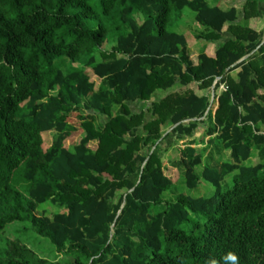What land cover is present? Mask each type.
Here are the masks:
<instances>
[{"label":"trees","instance_id":"16d2710c","mask_svg":"<svg viewBox=\"0 0 264 264\" xmlns=\"http://www.w3.org/2000/svg\"><path fill=\"white\" fill-rule=\"evenodd\" d=\"M209 1L0 0V264H45L11 226L70 264H264V0ZM184 9L196 59L168 30ZM198 133L230 163L197 173ZM181 175L215 194L164 202Z\"/></svg>","mask_w":264,"mask_h":264},{"label":"rangeland","instance_id":"374dc122","mask_svg":"<svg viewBox=\"0 0 264 264\" xmlns=\"http://www.w3.org/2000/svg\"><path fill=\"white\" fill-rule=\"evenodd\" d=\"M210 5L215 4L213 1H209ZM222 7H236L237 9H241L242 2L239 0H224L223 3H221ZM134 18L138 23H142L143 16L141 14L134 13ZM255 27L258 30L264 31V18L259 19L255 23ZM168 30L169 32H173L176 34L183 35L186 38L187 45L189 52L192 55L193 59H196L195 57L202 51L203 47L206 45V42L204 41H197L195 40V37H202L204 35V29L203 27L199 26L195 20H194V14L189 11L188 9H184L182 12L171 10L170 18H169V24H168ZM196 85H190L189 89H194ZM223 89L220 88V93ZM184 90H176V92H183ZM158 97L164 96L163 92H159L157 94ZM216 103L212 106V110H215ZM133 110H138L139 108L132 105ZM118 111L117 108H114L112 110V115H115ZM104 121H107V117L103 118ZM260 132L262 133L264 129L262 127H259ZM54 134L53 133H47L43 135V147L44 149H47L51 143L53 142ZM203 138V135L198 133L194 136L195 143H202L196 145L197 154L202 159V166L196 169L197 173H200L204 166H209L210 168L213 167H220L222 164L230 163V157L229 153L227 151L221 150L220 146H216L215 144L208 145L207 139H205L203 142H200V140ZM186 142L179 143L180 147L185 146ZM176 148L170 149L168 152H166L162 157L164 161V165L168 163H175L177 158ZM259 163V157L257 154H255V150L252 149V157L251 159L245 163V165H256ZM235 173H231L226 176L223 183L221 184V193H225L228 190L231 189L233 185V177ZM215 194V188H213L211 185L207 184L206 182L202 181V179L199 182V185L194 189H189L184 184V179L181 175V178L179 179L178 183L175 184V186L172 188L171 191L165 192L163 194V201L164 202H170L173 201L177 196L184 195L186 197L191 198H209L212 197ZM58 212H61L60 209L53 207L49 203L43 204L39 206L38 208V214H45L47 216H52L53 214H56ZM19 224V223H18ZM25 227H27L25 224H23ZM22 227H9L2 236V242L5 241H20L23 246L26 247L30 251L29 256L32 258V260H42L45 262V264H70V260L66 258L65 256H62L58 253H56L48 241L46 239L40 238L38 236H35L30 230L25 231V235L22 233ZM186 229V228H184ZM20 239V240H19ZM7 240V241H6ZM3 246L4 244H0Z\"/></svg>","mask_w":264,"mask_h":264},{"label":"water","instance_id":"95a60500","mask_svg":"<svg viewBox=\"0 0 264 264\" xmlns=\"http://www.w3.org/2000/svg\"><path fill=\"white\" fill-rule=\"evenodd\" d=\"M212 98H213V91H212Z\"/></svg>","mask_w":264,"mask_h":264},{"label":"clouds","instance_id":"9594fccd","mask_svg":"<svg viewBox=\"0 0 264 264\" xmlns=\"http://www.w3.org/2000/svg\"><path fill=\"white\" fill-rule=\"evenodd\" d=\"M232 259H235V257H232Z\"/></svg>","mask_w":264,"mask_h":264}]
</instances>
